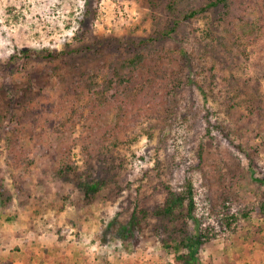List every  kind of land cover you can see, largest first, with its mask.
<instances>
[{
  "label": "rangeland",
  "instance_id": "rangeland-1",
  "mask_svg": "<svg viewBox=\"0 0 264 264\" xmlns=\"http://www.w3.org/2000/svg\"><path fill=\"white\" fill-rule=\"evenodd\" d=\"M213 1L0 0V264H47L63 249L74 264H173L160 240L196 227L185 206L172 221L152 210L164 185L186 183L195 223L213 228L198 264H264V217L237 215L264 202V0H237L227 21L220 8L185 18ZM27 49L40 57L6 67ZM138 50L161 51L157 101L85 91V72L108 76ZM93 182L104 185L85 198ZM134 206L158 231L136 249L122 232Z\"/></svg>",
  "mask_w": 264,
  "mask_h": 264
},
{
  "label": "trees",
  "instance_id": "trees-1",
  "mask_svg": "<svg viewBox=\"0 0 264 264\" xmlns=\"http://www.w3.org/2000/svg\"><path fill=\"white\" fill-rule=\"evenodd\" d=\"M213 8H220V19L222 21H227L231 18L237 16L238 11L240 9L237 0H214L213 2H209L207 5L202 7L199 10L192 11L185 18H193L196 15H202ZM83 21L80 22L79 27L76 31L73 40H77L78 33L82 32ZM82 35H84L82 33ZM149 41V40H148ZM152 41V40H151ZM150 41V42H151ZM86 42V39H85ZM147 40H142L139 42V47L144 48ZM85 44H81V48L84 47ZM79 47H71L69 50H63L57 53L55 56H73L79 53ZM140 49V48H138ZM161 52V51H160ZM160 52L153 51L151 53L144 51H135L130 52L128 55L118 56L113 59L110 63L108 76L103 74L102 72H85L82 76L84 80V89L85 91L99 99L101 102H104L108 99L113 101L120 100L124 104L127 103V99L130 97L131 100L137 101L139 100L142 105L147 106L151 101H157V79L161 80L162 78L158 77L159 72H162L164 75L167 70L164 65H159L158 60H153L154 58H160ZM17 53V54H16ZM15 54L9 56L6 61V67H11L13 64L17 62L18 59L21 60H29L31 58L40 57L38 52L34 50H20ZM19 55V56H17ZM53 55L48 54V57L54 58ZM152 66H158L153 69H149ZM166 66V65H165ZM146 69H149L145 71ZM152 70L153 72H151ZM102 76L100 77L99 75ZM181 84V80H178L177 83L173 85ZM152 92L153 96H143L148 93V91ZM130 95V96H129ZM68 171V168H61V174H65ZM58 174L60 172L58 171ZM256 182L259 183L260 186L264 187V178L256 179ZM103 183L101 182H93L87 183L83 185V195L85 198L89 196H95L103 187ZM166 195L163 201V204L154 208L152 213L158 219H167L174 220L176 217L175 211L178 208L186 207V214L194 222V227L196 230L193 234L189 235L188 230H184L181 232L183 234L182 238L174 239L167 238L161 239V246L169 257H172L173 264H198L197 253H199V249L204 247L206 243L209 241V237L213 233L212 227H207L203 231H200L199 224L195 223L193 217V209H194V200L192 198V188L190 183H186L184 186V190L180 193L173 190L170 186L164 185L163 187ZM0 192L2 190L0 189ZM259 214L264 217V202H259L255 206L250 208H245L241 210L237 215L243 219H248L252 215ZM147 217V211L144 209L138 210L137 206H134L132 212L129 216L127 224L122 228V232L125 235V238L131 242L133 247L136 249L140 245L141 238L149 237L148 235L152 234V232H158L156 228H151L149 231H146L147 228L143 227V220ZM105 216L100 218L101 226L103 227H111V224L105 223ZM230 218V219H228ZM238 218L234 215H230L227 212L226 217L222 218L221 225H225L226 227H230V221L236 222ZM102 227V228H103ZM102 236V235H100ZM62 239V237H61ZM169 239H173L174 244L171 245L168 241ZM109 239L105 236L102 239V243L106 246L109 243Z\"/></svg>",
  "mask_w": 264,
  "mask_h": 264
},
{
  "label": "crops",
  "instance_id": "crops-1",
  "mask_svg": "<svg viewBox=\"0 0 264 264\" xmlns=\"http://www.w3.org/2000/svg\"><path fill=\"white\" fill-rule=\"evenodd\" d=\"M59 243V242H58ZM60 245H61V242H60ZM63 247V246H62ZM98 253V252H97ZM95 255L96 254H93V258H89V261L90 262H93L92 264H108V259L107 256L106 258H104L103 260H95ZM71 255L70 256H67V253L64 251V249L62 250V252L60 253V257H58V259L56 260H50L47 262V264H74V262L71 260ZM30 263V262H29Z\"/></svg>",
  "mask_w": 264,
  "mask_h": 264
}]
</instances>
